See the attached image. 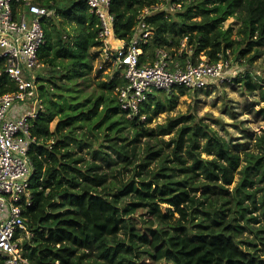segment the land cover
Wrapping results in <instances>:
<instances>
[{
  "label": "trees",
  "instance_id": "obj_1",
  "mask_svg": "<svg viewBox=\"0 0 264 264\" xmlns=\"http://www.w3.org/2000/svg\"><path fill=\"white\" fill-rule=\"evenodd\" d=\"M33 1L55 12L43 19L39 63L46 71L37 76L41 102L31 118L32 204L24 211L31 235L20 245L28 263L264 264V129L242 155L194 112L148 125L173 109L175 90L154 89L128 117L118 95L127 82L122 67L102 82L107 91L80 83L101 43L99 17L86 0ZM161 4L177 6L153 8ZM146 7L153 11L140 18ZM111 9L113 43L129 41L143 19L153 30L143 61L154 59L158 47L186 58L192 46L194 61L202 54L217 61L236 52L243 59L264 45V0H115ZM230 16L241 21L235 38L233 27L223 26ZM4 69L0 61V95L18 89ZM262 78L248 72L235 83L251 93L262 89L264 100ZM259 112L264 116V107ZM84 148L90 158L80 153ZM236 171L240 178L231 188ZM176 213L188 221L173 220Z\"/></svg>",
  "mask_w": 264,
  "mask_h": 264
},
{
  "label": "built area",
  "instance_id": "obj_2",
  "mask_svg": "<svg viewBox=\"0 0 264 264\" xmlns=\"http://www.w3.org/2000/svg\"><path fill=\"white\" fill-rule=\"evenodd\" d=\"M114 1L86 0L100 20L98 48L103 59L124 70L127 82L118 87V95L121 107L130 118L139 113L141 104L154 89L168 92L180 86L210 89L235 83L248 72L255 77L261 74L237 67L226 57L212 61L202 54L194 61V50L187 46V38L182 39L178 53L187 46L188 57H177L167 47H158L154 59L143 61V43L152 36L153 30L143 19L129 41L113 43ZM176 6L161 4L153 8L172 10ZM153 8L146 7L140 18ZM54 12L33 0H0V61L18 86L17 90L0 95V257L4 264H29L20 245L23 235H29L24 211L32 204L30 187L34 167L29 150L35 138L31 133V118L37 115L40 100L35 71L46 37L43 19ZM14 105L17 109H13Z\"/></svg>",
  "mask_w": 264,
  "mask_h": 264
},
{
  "label": "rangeland",
  "instance_id": "obj_3",
  "mask_svg": "<svg viewBox=\"0 0 264 264\" xmlns=\"http://www.w3.org/2000/svg\"><path fill=\"white\" fill-rule=\"evenodd\" d=\"M58 25L60 27H67L69 30L73 28L72 24L69 22H62ZM240 25L241 21L234 16L228 17V19L223 23L224 28L233 27L234 38L237 37ZM93 50L95 49H92V52L95 55L93 67L89 69L80 79V83L89 91H107V86H102V82L111 79L110 77L114 75L116 71L115 67L117 66L113 63L110 64L108 61L106 62L100 51L94 52ZM203 55L205 56V54ZM227 58H230L232 63L237 67L248 69L249 71H257L261 73L257 75L260 77L261 75H264V45H261L259 50L256 47L251 48L246 57L243 59L237 56V52L230 53ZM44 70L46 71L45 67L39 64L35 74L38 76L39 72H44ZM211 80L214 82L216 81V79L213 78ZM260 81L264 84L263 78L260 79ZM261 90L262 89H257L254 93H251L248 89H244L241 85H238V83L219 84L210 89H187L186 92H181L179 89H176L173 93L177 95V97H175L176 100L173 109H167L153 115V120L149 122L148 125L157 127L158 124L164 123L170 117L176 116L179 113L194 112L199 118H202V120L208 122L222 135L226 136L231 142L232 147L243 155L244 150L254 148L256 135L262 133L264 129V116L259 112V110L264 107ZM40 102L41 97L38 104ZM13 109H17V107L14 105ZM56 122L57 119L51 122V128L55 127ZM126 131H130L131 133L132 128L128 127ZM174 132L165 134L163 137L165 139H170ZM146 139L147 138L145 136L140 137V143L143 146L146 143ZM92 140L95 141L94 145H99V140H95L93 137ZM79 151L88 158L92 156L90 152L91 149L89 151V148H84L82 150L79 149ZM204 155L207 154L204 153ZM156 164L157 162L153 161L151 168H156ZM244 164L245 161H242L239 168H241ZM103 167L108 169L106 162H103ZM130 174V171H125L124 177L127 178ZM239 178L240 173L236 171L235 180L230 185L231 188L236 185ZM202 190L203 189H200L198 191L197 196L202 193ZM256 213H258V211ZM180 216L181 215L179 213H176L173 220L179 219L183 222L188 221L187 218H181ZM30 235L31 232L29 231L28 236ZM245 235L250 237L253 236V234L248 231L245 232ZM259 246H261L260 243ZM244 247H246V244H244Z\"/></svg>",
  "mask_w": 264,
  "mask_h": 264
}]
</instances>
